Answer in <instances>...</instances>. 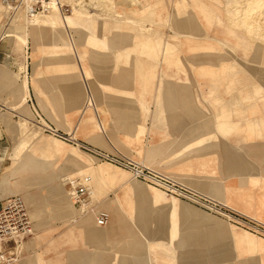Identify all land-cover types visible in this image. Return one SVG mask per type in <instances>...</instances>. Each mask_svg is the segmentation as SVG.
<instances>
[{"label":"rangeland","instance_id":"obj_1","mask_svg":"<svg viewBox=\"0 0 264 264\" xmlns=\"http://www.w3.org/2000/svg\"><path fill=\"white\" fill-rule=\"evenodd\" d=\"M80 1L86 8L84 14L73 15V7L79 0H60L64 18L58 29H28L29 16L19 11L23 28L14 35L5 28L17 12L7 11L0 17V134L10 140L6 153L14 151V162L24 157L19 148V140L23 138H17L10 130V121L25 122L57 149L42 152L39 141L25 137L26 163L21 168L13 166L11 182L29 174L44 173V180L66 188L75 205L74 212L59 207L54 198L44 196L48 192L40 186L29 187L31 196L27 199L23 192H13L25 200L36 233L25 246L35 248L41 240H46L42 235L52 233H116L115 237L91 240H101L102 245L122 251L114 255L122 260L121 264H208L213 257L220 259L227 255L221 251L229 246L237 248V257L244 256V246L263 249L264 233L243 224L246 221L263 227L264 219L236 205L225 191L217 195L202 189L193 180L147 164L131 151L112 148L107 152L128 159L133 157L179 183L191 196L136 178L130 170L109 161H95L71 145L74 143H65L42 132L33 122V110L27 100L31 99L43 118L58 128L69 122V115L78 116L87 103L91 104L92 118L99 128V116L94 110L96 99L103 97L108 103L107 98L108 101L116 98L126 103L110 105L116 109L118 124L127 125L135 112L127 103L146 104L157 86L160 91L157 97L162 101L166 95L161 93L163 87L180 86L181 93H167V99L186 101L189 107H197L188 109L187 115L189 118L203 115L205 145H210L218 134L220 145L224 144L227 151L228 134L234 136L237 162L251 169L245 174L237 173L241 175L236 180L242 181V176L249 179L240 182L246 184L237 185L241 189L235 190L247 193L241 200L261 210L259 203L264 205V0ZM254 5L255 9H251ZM0 9L6 7L0 5ZM48 13L49 8L40 14ZM99 51L106 55L105 62L96 58ZM100 64L107 68L101 73L107 76L109 86H133V91L139 93L114 90L102 95L95 93L96 66ZM121 64L123 69L117 76ZM24 65L27 67L21 70ZM141 109L144 117L146 112ZM4 117L9 122L5 123ZM69 133L75 137L74 128ZM143 139L144 133L137 138ZM204 159V174L200 175L211 178L216 170L211 147L205 149ZM218 165L216 177L224 178L222 165ZM99 166L106 168L105 175L96 172ZM253 174L260 176L251 177ZM71 180L88 188L85 201L89 205L84 207L94 209L93 212L87 213L81 203L75 204L68 186ZM204 199L222 205L223 210H215ZM100 212L109 215L104 227L95 222ZM75 217L82 220L75 223ZM246 234L254 238L250 245ZM39 256L33 253L25 261H35Z\"/></svg>","mask_w":264,"mask_h":264},{"label":"crops","instance_id":"obj_2","mask_svg":"<svg viewBox=\"0 0 264 264\" xmlns=\"http://www.w3.org/2000/svg\"><path fill=\"white\" fill-rule=\"evenodd\" d=\"M99 28L101 30L104 28L103 22L100 23ZM100 40H102L101 37ZM95 56L100 62L107 59V57L105 58L106 55H104L103 51H99ZM132 59L134 60L135 58L133 57ZM106 69L107 68H104L101 64L96 66L98 86H96L95 93H99L100 95L107 94L110 92L107 90H114L116 93L135 92L133 91V86H109L107 84V76H104L101 73ZM119 69V73L117 71L118 68L116 70L115 75L117 76L122 72V64L119 65ZM1 71L2 69L0 68V72ZM181 90L180 86H171L169 89H166V87L164 89L163 87L161 93H166V95L167 93L175 94L178 91L181 93ZM89 92L91 94V90H89ZM136 93L139 92H135V94ZM158 93H160L159 86L153 89L151 92L152 96L146 104L144 102L127 103V105L135 111L131 114V123L127 125L118 124L115 115L116 109L111 106L113 104L114 106H125L126 103L119 102L116 98L109 99V101L107 98L108 103H106L105 98L103 99V97L96 99L94 103L95 113L99 116V128H97L93 121L92 117L94 116V113L91 112H86L81 120L79 119L80 115H69L70 118L68 121L72 123V127L69 122H64L62 127H59L60 129L53 123H49L56 129L66 133H69L70 129L74 128L77 140L87 143L95 148H99L101 149L100 151L105 150L106 153H108L107 151L112 148L125 152L131 151L133 156L143 160L147 164L158 168L160 167L165 172L183 176L184 179L193 180L195 184L202 189H209L217 195H220L225 191V195L229 196L230 199H233L236 205L244 210L256 213L258 214L257 216L264 219V205L259 203L261 210L249 207L248 202L241 200V198L244 199L243 196H248V194L235 190L241 189L239 188V186L242 187L241 184H246H240V182L249 179V177L242 176V181L240 178L236 180L235 177L241 175L237 173L245 174L251 169L249 170L248 167L241 164V162H237L235 140L233 139L234 136L228 134V144L226 145L227 151H224V144L220 145V141L222 140L218 134L215 139H211L210 145H205L204 142L206 135L204 133L203 115L191 118L187 115V110L195 108L196 106L189 107L188 103L182 100L169 101V98L167 99L166 95H164L162 101H159V98L157 97ZM27 104L30 107L28 100ZM141 108L146 112L144 113V117L142 116ZM103 121H105V124ZM232 123H234V120ZM142 133H144L143 141L137 140ZM216 140L218 142L214 143ZM8 141L10 140L7 135L0 134V205L6 198L12 196L13 192H23L26 194L29 192V187L40 186L43 189H47L50 184H53L44 180V173L29 174V176L17 178L12 184L10 172L13 170V166L16 165V168L23 167L26 163V157L20 158L18 161L14 162V151H9L8 155L6 153V144ZM61 141L70 144L62 139ZM71 145L83 150L95 161H102L79 145ZM210 147L214 158V164L216 166L214 172L215 176L213 175L214 177L204 178V175H200L202 173L204 174V152L205 149L207 151L210 150ZM130 159L136 161L133 157ZM27 163H31V161H28ZM219 163L222 165V170H219L221 173H224V178L219 176L216 177ZM258 172L261 173L260 171ZM259 176V174H253L251 177L258 178ZM261 179H263L262 175ZM87 195H89V192ZM236 200L242 201L243 203ZM81 205L83 207L85 205V207L87 206L88 208L89 202L82 201ZM93 210L94 209H86L85 212L89 213L93 212ZM81 211L83 212V208ZM81 220L82 219H77L73 222L77 223ZM115 234L116 233H52V235H42L46 240H41L39 245L35 248L26 247L24 245L21 251V259L14 264H121L122 260L116 256L114 257V255L122 253V251H117L114 247L102 245L101 240L100 242L91 240L92 238H111L115 237ZM246 236L249 237L247 243L250 245L254 238H252L250 234H246ZM262 245L263 249H261V247H242V253L244 254L243 257H237L236 255L239 253L237 248L235 246H229L225 251H221L227 255L220 259H214L213 257L208 264H264V244ZM33 253L41 256L36 257L35 261L32 262L25 261L28 256L33 255ZM150 260L151 262L153 261V259ZM170 260L168 259V261ZM197 263H199V261ZM200 264H203V262Z\"/></svg>","mask_w":264,"mask_h":264},{"label":"built area","instance_id":"obj_3","mask_svg":"<svg viewBox=\"0 0 264 264\" xmlns=\"http://www.w3.org/2000/svg\"><path fill=\"white\" fill-rule=\"evenodd\" d=\"M49 2L50 0H0V3L7 7L9 11H22L29 16L48 11ZM28 102L33 110V122L38 128H41L43 132L79 145L101 160H106L128 169L136 178L152 182L167 190L191 196L185 192L179 183L146 165L126 157H121L120 155H110L109 153L94 149L79 142L73 134L56 129L43 118L31 99H29ZM68 186L75 200V204L85 201L88 188L78 183L77 180L69 181ZM204 201L208 202V205L215 210H223V206L218 203L211 202L207 199H204ZM228 216L232 215L229 214ZM108 217L109 215L107 212H100L96 216V224L100 227L105 226L108 223ZM244 223L243 225L246 226V224H248L256 231L264 233V226L262 227V225L255 223L252 225L246 221H244ZM35 234L30 212L23 197L21 195H12L6 198L0 205V264H14L18 262L21 259V251L24 245L32 240Z\"/></svg>","mask_w":264,"mask_h":264},{"label":"bare ground","instance_id":"obj_4","mask_svg":"<svg viewBox=\"0 0 264 264\" xmlns=\"http://www.w3.org/2000/svg\"><path fill=\"white\" fill-rule=\"evenodd\" d=\"M230 1H228V2H230ZM257 1L258 0H255L253 2H257ZM250 2H251V0H250ZM0 5L4 6L1 3H0ZM255 6L256 5L252 6L251 9H255ZM48 8H49L48 14H37V15H32V16L27 15V16H29L28 21H27V28L28 29L31 28L33 30H37V29L43 28V27H50L52 29H58L59 22L64 18L61 15V11H60V0H52V1L50 0V2L48 4ZM85 9H86L85 5L83 4V2H81L79 0V2L76 5H74L72 14L73 15H83ZM7 11H9V9L7 7H6V9H0V17H2L4 13H7ZM19 16H20L19 11H17V13H15V15L12 16L13 18H12V21L10 23V26H8V28H5L6 32L15 33L14 35L21 33V28H23V26L20 23ZM28 35H30V33H28ZM25 44H26V42H25ZM34 56H33V58H34ZM26 67H27L26 65L22 66L21 70L25 69ZM90 100H92L91 97H90ZM91 107H93L91 104H88V103L86 104V106L84 107V109L80 113V116H79L80 120L86 112L90 113L93 110V108H91ZM3 121L5 123L9 122L7 120V117H4ZM83 121H85V120H83ZM8 125H9L10 130L15 133V136L17 138H18V136L23 138V141H22V139L19 138L20 139L19 141H21V143L19 142L20 143L19 148L22 149L21 151H22L24 157H26L25 154L27 152V149L25 146V144H26L25 143V137H27L30 141H39V144L42 148L41 149L42 152H46V151L47 152H52V151L55 152L57 150L55 145L53 143H51L52 141L50 142L48 139H46L45 138L46 136L42 135L40 133V131L38 132V130H32L31 128H29L25 122L10 121ZM16 148H18V147H16ZM16 148H15V151H16ZM105 170H106V168H104L103 166H99L98 168H96V172L99 175H105ZM45 190L48 192V194H46L44 196H46L47 198H51V197L54 198L56 204L59 207L65 208L69 212L75 211L74 201L69 198L68 192L64 188L63 185L56 186L54 184H50L49 187ZM24 195H25L26 199L28 198V196H31V194L29 192L24 194ZM75 220H77V217H75L73 219V221H75ZM169 260H170V258H169Z\"/></svg>","mask_w":264,"mask_h":264}]
</instances>
